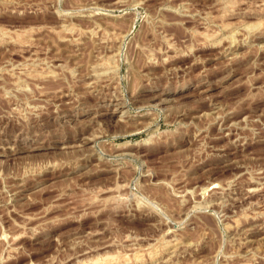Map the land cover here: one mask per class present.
<instances>
[{
	"label": "rangeland",
	"instance_id": "374dc122",
	"mask_svg": "<svg viewBox=\"0 0 264 264\" xmlns=\"http://www.w3.org/2000/svg\"><path fill=\"white\" fill-rule=\"evenodd\" d=\"M0 264H264V0H0Z\"/></svg>",
	"mask_w": 264,
	"mask_h": 264
},
{
	"label": "bare ground",
	"instance_id": "6f19581e",
	"mask_svg": "<svg viewBox=\"0 0 264 264\" xmlns=\"http://www.w3.org/2000/svg\"><path fill=\"white\" fill-rule=\"evenodd\" d=\"M97 74H98V73H97ZM147 97H148V96H147ZM161 100H162V99H161ZM125 103H126V102H125ZM152 105H154V104H152ZM126 106H127V105L124 104V103L121 104V107L119 108V111H124V108H126ZM149 106H151V105H149ZM142 107H143V106H142ZM143 108H144V107H143ZM143 108H142V109H143ZM144 115H145V114H144ZM146 115H147V114H146ZM142 116H143V115H142ZM142 116H141V117H142Z\"/></svg>",
	"mask_w": 264,
	"mask_h": 264
}]
</instances>
